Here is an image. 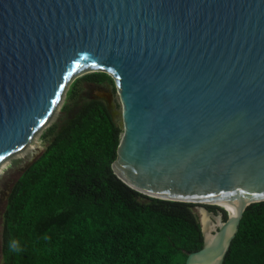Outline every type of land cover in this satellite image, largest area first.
<instances>
[{
	"label": "water",
	"instance_id": "water-1",
	"mask_svg": "<svg viewBox=\"0 0 264 264\" xmlns=\"http://www.w3.org/2000/svg\"><path fill=\"white\" fill-rule=\"evenodd\" d=\"M91 72L121 99L120 179L233 207L227 219L203 210L217 228L209 238L200 222L203 247L186 260L224 264L245 210L264 201V0H0V165Z\"/></svg>",
	"mask_w": 264,
	"mask_h": 264
},
{
	"label": "trees",
	"instance_id": "trees-1",
	"mask_svg": "<svg viewBox=\"0 0 264 264\" xmlns=\"http://www.w3.org/2000/svg\"><path fill=\"white\" fill-rule=\"evenodd\" d=\"M106 83L91 72L69 85L63 110H78L48 129L6 199L3 264H186L203 247L193 203L149 197L115 174L123 130L103 100L80 101L84 84ZM224 264H264V201L245 210Z\"/></svg>",
	"mask_w": 264,
	"mask_h": 264
},
{
	"label": "rangeland",
	"instance_id": "rangeland-1",
	"mask_svg": "<svg viewBox=\"0 0 264 264\" xmlns=\"http://www.w3.org/2000/svg\"><path fill=\"white\" fill-rule=\"evenodd\" d=\"M108 91L109 92V102L112 105L111 108L113 111V118L116 123L122 127L123 126V119H122V103L117 91L115 82L114 84L106 83L104 85H95V84H84L83 91L80 97V101L86 98L94 97L93 91ZM68 90V88H67ZM62 97L60 103L58 104L56 111L50 118L47 124L41 129L37 137L33 140V142L24 147L22 150L18 151L14 155L10 156L6 160L2 162L0 165V264H3V253H2V234H3V211L6 204V199L11 191V188L16 181L17 177L24 171V169L29 165V163L37 157L48 145L49 140L53 136H45L48 132V129L51 126H55L57 130L61 128L64 121L72 117L75 112L78 110V107H73L71 111H64L63 107L66 103V92ZM106 103V101L104 100ZM107 104V103H106ZM206 209L208 211H222L223 208L221 205H203V204H194L193 210L197 215L199 221L203 222L204 224V216L203 210ZM228 213V211H227ZM212 218V217H211ZM210 219V218H209ZM213 221V230L217 228L218 221L212 218Z\"/></svg>",
	"mask_w": 264,
	"mask_h": 264
},
{
	"label": "bare ground",
	"instance_id": "bare-ground-1",
	"mask_svg": "<svg viewBox=\"0 0 264 264\" xmlns=\"http://www.w3.org/2000/svg\"><path fill=\"white\" fill-rule=\"evenodd\" d=\"M108 99H109V94H108ZM110 102L108 101V106H110ZM110 108V107H109ZM111 110V109H110ZM219 205H221L223 208H225L230 214H232L234 212L233 207L229 206L227 203H219ZM203 216H204V226L207 230V235L210 238V235L212 233L213 230V223L212 221L209 219V214L205 211H203Z\"/></svg>",
	"mask_w": 264,
	"mask_h": 264
},
{
	"label": "flooded vegetation",
	"instance_id": "flooded-vegetation-1",
	"mask_svg": "<svg viewBox=\"0 0 264 264\" xmlns=\"http://www.w3.org/2000/svg\"><path fill=\"white\" fill-rule=\"evenodd\" d=\"M100 89H98V90H94L93 91V95H94V97H92V99H101V100H105L106 101V103L108 104V101H109V99H108V94H109V92L108 91H105V90H103V91H99ZM112 104V103H111ZM111 106L112 105H110L109 107H110V109H111V111H113L114 112V110H112V108H111Z\"/></svg>",
	"mask_w": 264,
	"mask_h": 264
},
{
	"label": "clouds",
	"instance_id": "clouds-1",
	"mask_svg": "<svg viewBox=\"0 0 264 264\" xmlns=\"http://www.w3.org/2000/svg\"><path fill=\"white\" fill-rule=\"evenodd\" d=\"M11 247H12V249H13L14 251H19V250H20L19 247H18V245H17L15 242H13V243L11 244Z\"/></svg>",
	"mask_w": 264,
	"mask_h": 264
}]
</instances>
